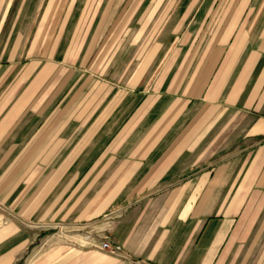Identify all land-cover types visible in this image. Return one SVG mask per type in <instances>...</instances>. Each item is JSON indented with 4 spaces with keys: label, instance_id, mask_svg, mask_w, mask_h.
<instances>
[{
    "label": "crops",
    "instance_id": "obj_1",
    "mask_svg": "<svg viewBox=\"0 0 264 264\" xmlns=\"http://www.w3.org/2000/svg\"><path fill=\"white\" fill-rule=\"evenodd\" d=\"M124 202L42 263L264 264V0H0V264Z\"/></svg>",
    "mask_w": 264,
    "mask_h": 264
},
{
    "label": "rangeland",
    "instance_id": "obj_2",
    "mask_svg": "<svg viewBox=\"0 0 264 264\" xmlns=\"http://www.w3.org/2000/svg\"><path fill=\"white\" fill-rule=\"evenodd\" d=\"M130 48L132 49V47ZM218 159L219 157L210 160L212 164H215ZM126 208V202L114 206L110 205L97 217L85 221L60 219L22 221L25 227L33 231L35 237L23 249L18 264H43V254L49 247L59 242L69 244L91 243L105 249L100 247L99 242L101 237L103 238V235L107 234L111 243L116 245L109 237L108 228L112 219L118 218ZM100 224L103 226L100 227ZM79 239L84 240L80 242ZM111 253L119 254L117 248Z\"/></svg>",
    "mask_w": 264,
    "mask_h": 264
},
{
    "label": "built area",
    "instance_id": "obj_3",
    "mask_svg": "<svg viewBox=\"0 0 264 264\" xmlns=\"http://www.w3.org/2000/svg\"><path fill=\"white\" fill-rule=\"evenodd\" d=\"M103 238H105V239L102 240L100 246H101L102 248H105V249L111 251V252H114L115 249L117 248V246H116V245H113V244L111 243V241L108 239L107 234L103 235Z\"/></svg>",
    "mask_w": 264,
    "mask_h": 264
},
{
    "label": "bare ground",
    "instance_id": "obj_4",
    "mask_svg": "<svg viewBox=\"0 0 264 264\" xmlns=\"http://www.w3.org/2000/svg\"><path fill=\"white\" fill-rule=\"evenodd\" d=\"M103 239H105V238H102V237H101V241L99 242V245L101 244V242H102ZM100 247H101V246H100Z\"/></svg>",
    "mask_w": 264,
    "mask_h": 264
}]
</instances>
